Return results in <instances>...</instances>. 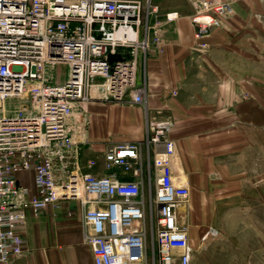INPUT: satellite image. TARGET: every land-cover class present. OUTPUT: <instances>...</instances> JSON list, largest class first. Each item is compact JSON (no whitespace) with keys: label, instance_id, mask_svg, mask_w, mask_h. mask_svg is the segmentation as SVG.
Wrapping results in <instances>:
<instances>
[{"label":"built area","instance_id":"1","mask_svg":"<svg viewBox=\"0 0 264 264\" xmlns=\"http://www.w3.org/2000/svg\"><path fill=\"white\" fill-rule=\"evenodd\" d=\"M234 1L192 0L195 49L209 50ZM179 18L152 0H0V264L24 252L17 226L28 212L41 214L61 196L84 207L94 264H192L194 246L179 223L190 189L174 174L171 120H149L146 139L107 150V175L81 171L87 118L78 112L92 100L146 104L148 53L165 50L163 31ZM59 64L63 82L51 74ZM14 99L22 103L9 108ZM145 152L153 153L147 169ZM30 171L34 188L23 177Z\"/></svg>","mask_w":264,"mask_h":264},{"label":"crops","instance_id":"2","mask_svg":"<svg viewBox=\"0 0 264 264\" xmlns=\"http://www.w3.org/2000/svg\"><path fill=\"white\" fill-rule=\"evenodd\" d=\"M152 1L163 15L177 11L180 18L163 31L165 50L148 53L146 104L128 97L83 105L81 171L107 175V150L146 139L149 120H171L174 174L190 189L179 223L195 240L192 264H264V0H235L234 16L212 31L207 52L195 49L192 0ZM144 155L147 169L153 153ZM23 177L34 188L33 172ZM83 218L74 196L41 214L29 211L17 226L24 252L8 264H94Z\"/></svg>","mask_w":264,"mask_h":264},{"label":"rangeland","instance_id":"3","mask_svg":"<svg viewBox=\"0 0 264 264\" xmlns=\"http://www.w3.org/2000/svg\"><path fill=\"white\" fill-rule=\"evenodd\" d=\"M54 72L53 75H55L57 81L59 82H63L65 77H66V73H67V70H66V65L65 64H59V65H56L53 67V70H52V73ZM55 79V80H56ZM22 103V101H16L15 99L14 100H9L8 103H7V106L10 108V107H13L15 105V107H19V105ZM82 157V155H81ZM74 158L75 156H71L68 160V166L70 169L74 168ZM57 177H58V181L59 183H62V178L64 177V175L62 174H57ZM82 182H81V179L79 181V185L81 186ZM66 193H69V192H66ZM190 240H191V243L194 245V238L190 237Z\"/></svg>","mask_w":264,"mask_h":264},{"label":"water","instance_id":"4","mask_svg":"<svg viewBox=\"0 0 264 264\" xmlns=\"http://www.w3.org/2000/svg\"><path fill=\"white\" fill-rule=\"evenodd\" d=\"M110 57H111V59H116V58L119 57V55H118V54H117V55H113V54H111Z\"/></svg>","mask_w":264,"mask_h":264},{"label":"bare ground","instance_id":"5","mask_svg":"<svg viewBox=\"0 0 264 264\" xmlns=\"http://www.w3.org/2000/svg\"><path fill=\"white\" fill-rule=\"evenodd\" d=\"M82 182V181H81Z\"/></svg>","mask_w":264,"mask_h":264}]
</instances>
